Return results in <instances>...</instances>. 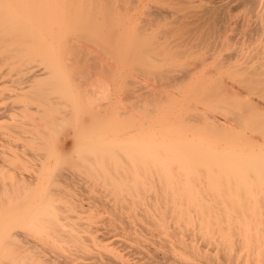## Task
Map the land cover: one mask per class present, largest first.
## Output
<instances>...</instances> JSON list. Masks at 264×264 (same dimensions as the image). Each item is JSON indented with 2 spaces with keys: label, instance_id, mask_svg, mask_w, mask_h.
Segmentation results:
<instances>
[{
  "label": "bare ground",
  "instance_id": "obj_1",
  "mask_svg": "<svg viewBox=\"0 0 264 264\" xmlns=\"http://www.w3.org/2000/svg\"><path fill=\"white\" fill-rule=\"evenodd\" d=\"M89 42L146 128L80 115ZM0 264H264V0H0Z\"/></svg>",
  "mask_w": 264,
  "mask_h": 264
},
{
  "label": "rangeland",
  "instance_id": "obj_2",
  "mask_svg": "<svg viewBox=\"0 0 264 264\" xmlns=\"http://www.w3.org/2000/svg\"><path fill=\"white\" fill-rule=\"evenodd\" d=\"M97 40L96 38H93ZM88 49L82 53V58H80L78 63L79 73L82 78V88L81 91L83 93L82 99L80 100L81 108H79V113L83 117L84 120L89 121V123L95 121L97 122L98 119H92V113L94 112V107H99L100 104L109 105L113 104L116 105L115 108L118 111L122 112L119 115L118 119L120 120L119 128L121 130H141L142 128H146L144 125L146 121L145 110L141 109L137 106V103L140 100H137L138 91L133 90L137 84L141 85L145 83V81H149L154 85L156 81L150 77H145L141 73L133 67L129 66H122L115 62V60L111 57H107L108 55L105 53L107 51H111L110 49H103L98 44H94L89 42ZM94 54V55H93ZM108 62V63H107ZM109 62L111 64H109ZM107 63V64H106ZM97 64V65H96ZM80 65V66H79ZM108 65V66H107ZM92 66V67H91ZM84 70V71H82ZM144 73V72H143ZM85 77V78H84ZM133 81V83H128ZM143 87V85H141ZM128 90H130L131 94H127ZM143 89L140 91V93ZM90 95V96H89ZM109 107V106H108ZM110 109V107H109ZM112 112V111H111ZM105 119V118H104ZM101 120V119H99ZM98 127V126H97ZM99 128V127H98ZM67 131V130H66ZM85 133V132H83ZM85 135V134H84ZM81 137L84 138L83 135ZM86 137V136H85ZM56 138L63 140L68 139L69 144L64 146V149L68 152L72 149V141L70 135L65 132V130H60ZM45 154L48 155L52 153V148L47 147V149H43ZM50 156V155H49ZM51 161L54 162V158H50ZM124 167H115V170H123L124 173L127 172L128 169L134 170V167L129 166L126 164ZM127 166V167H126ZM75 169V168H74ZM85 169V168H83ZM107 174L104 176H96L90 174L89 176L86 175L87 171H83L82 169H75L78 171L76 176L70 178H116L128 175H120L117 176L111 173V168H106ZM81 174V175H80ZM128 174V173H127ZM129 177H133V175H129ZM69 178V177H64Z\"/></svg>",
  "mask_w": 264,
  "mask_h": 264
}]
</instances>
